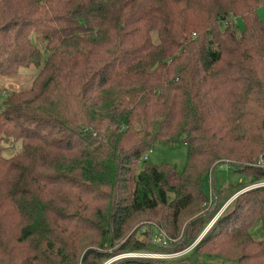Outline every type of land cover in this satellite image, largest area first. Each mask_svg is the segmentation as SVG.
Wrapping results in <instances>:
<instances>
[{
    "label": "trees",
    "instance_id": "trees-1",
    "mask_svg": "<svg viewBox=\"0 0 264 264\" xmlns=\"http://www.w3.org/2000/svg\"><path fill=\"white\" fill-rule=\"evenodd\" d=\"M263 3L0 0V76L40 69L0 104V264H102L152 250V226L174 239L159 251L183 250L213 215L206 174L229 164L264 181ZM179 142L181 172L148 163L155 144ZM232 185L234 210L188 264H264L251 234L264 229V186ZM174 259L113 264H183Z\"/></svg>",
    "mask_w": 264,
    "mask_h": 264
},
{
    "label": "rangeland",
    "instance_id": "rangeland-1",
    "mask_svg": "<svg viewBox=\"0 0 264 264\" xmlns=\"http://www.w3.org/2000/svg\"><path fill=\"white\" fill-rule=\"evenodd\" d=\"M258 15L261 19L264 20V3L258 8ZM236 28L238 31H242L244 28V22L242 18L238 17L234 19ZM32 40L34 43L37 44V46L42 51V54L45 55V42L37 37V34H32ZM45 57V56H44ZM40 71L39 67L35 65H30L29 67L21 69L18 73L10 76H0V104L2 101L6 98V96L10 95L13 92H20L25 89H28L33 82V79L38 75V72ZM21 148V143L17 144V150ZM188 146L183 143H175V144H163L158 143L155 144L151 148V152H147L149 156V164L152 165H173L176 166L178 171H182L187 163L188 159ZM4 155L6 157H9L12 155V150L7 149L4 151ZM145 163L141 162L138 166V169H143ZM251 178V177H250ZM240 183L242 185L247 184L245 189L242 191L243 193L264 186V181H260L257 183H250L249 179L243 175L242 173L236 172L233 167L229 164H222L219 165L214 169L212 173L206 174L204 177V183H203V189L205 193L208 196V202L202 204V208L204 209L203 212L213 215L210 217L209 221L207 222V225L204 227L202 234L198 237L203 238L205 234H209L211 231H213L216 226L217 219L221 216L227 215L231 210H234L235 205V198L238 194L241 192H237L238 194L234 195L231 188L233 187L232 184ZM214 187L216 188H222L223 192L218 193L217 195L214 192ZM233 194V195H232ZM216 201V202H215ZM218 204L219 207H215ZM202 212V213H203ZM146 221H144L145 223ZM143 223V222H142ZM141 225V222L137 225H135L134 229L137 228V226ZM251 234L252 237L255 240H264V229L262 222H257L252 228H251ZM197 239V240H198ZM173 240V239H172ZM196 240V241H197ZM192 243L191 245H193ZM190 245V246H191ZM188 246V247H190ZM188 247H186L184 250H186ZM157 250H156V249ZM182 250L178 251H159L158 247L155 246V244L152 247V250L146 249L141 251H127V252H116L113 253L105 262L102 264H113L114 262L117 263L120 260L127 258V257H138V258H160V256H163L164 254H172L175 252H178L179 254L173 256V257H163L165 260H171L175 258L174 260H180L183 264H188L190 262V259H187L189 256V251L186 250V252L181 254ZM130 255V256H129ZM177 258V259H176Z\"/></svg>",
    "mask_w": 264,
    "mask_h": 264
},
{
    "label": "built area",
    "instance_id": "built-area-1",
    "mask_svg": "<svg viewBox=\"0 0 264 264\" xmlns=\"http://www.w3.org/2000/svg\"><path fill=\"white\" fill-rule=\"evenodd\" d=\"M145 158H147V157H145ZM146 229L151 232L150 239H151L152 243L155 244V245L167 246L169 244V242L172 240V239L169 238V236L167 235V233L164 230L158 228L157 226H152L150 228H142V232H145ZM199 240H200V238L197 241H195L194 244L191 245L190 247H188L186 250H191ZM186 250H184V251L182 250L181 254L186 252ZM177 254H179V253L178 252H175V253H172V254L167 253V254H164L163 256L159 255V257H161V258H163V257H173V256H175Z\"/></svg>",
    "mask_w": 264,
    "mask_h": 264
}]
</instances>
